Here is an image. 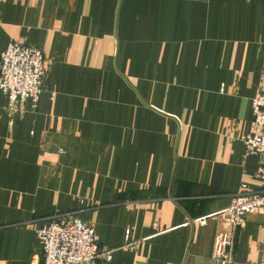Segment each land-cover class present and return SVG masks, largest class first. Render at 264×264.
<instances>
[{"label":"crops","instance_id":"crops-1","mask_svg":"<svg viewBox=\"0 0 264 264\" xmlns=\"http://www.w3.org/2000/svg\"><path fill=\"white\" fill-rule=\"evenodd\" d=\"M12 41L42 49L45 76L14 125L0 91V264H40L35 229L55 215L93 224L107 264H214L220 219L188 220L264 188L243 142L264 0H0V55ZM263 250L264 210L236 264Z\"/></svg>","mask_w":264,"mask_h":264},{"label":"built area","instance_id":"built-area-1","mask_svg":"<svg viewBox=\"0 0 264 264\" xmlns=\"http://www.w3.org/2000/svg\"><path fill=\"white\" fill-rule=\"evenodd\" d=\"M45 59L42 49L12 41L0 55V91L8 99L6 115L10 125L25 112L36 110L44 93ZM54 97V93H51ZM253 120L249 133L243 138L245 156L258 157L257 180L264 184V91L252 101ZM61 154L65 153L61 150ZM80 203H83L80 201ZM264 210V188L249 192L246 185L233 196L230 205L217 213L194 220L186 225H207L210 218H219L222 230L214 246V264H236L235 241L237 232L247 223V217ZM42 248L40 264H107L113 259V250H101L93 224L83 222L76 215H55L47 224L35 229ZM126 232V247L134 250L136 243L129 241ZM33 264H37L34 262ZM259 264H264V250Z\"/></svg>","mask_w":264,"mask_h":264}]
</instances>
